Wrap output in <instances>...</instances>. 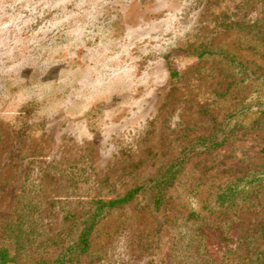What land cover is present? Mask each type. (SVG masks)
I'll return each mask as SVG.
<instances>
[{
  "label": "rangeland",
  "instance_id": "obj_1",
  "mask_svg": "<svg viewBox=\"0 0 264 264\" xmlns=\"http://www.w3.org/2000/svg\"><path fill=\"white\" fill-rule=\"evenodd\" d=\"M261 73L264 0H0V242L22 206L40 219L6 264L57 256L143 184L70 264H247L264 189L217 196L264 169V116L229 117L264 101Z\"/></svg>",
  "mask_w": 264,
  "mask_h": 264
},
{
  "label": "trees",
  "instance_id": "obj_2",
  "mask_svg": "<svg viewBox=\"0 0 264 264\" xmlns=\"http://www.w3.org/2000/svg\"><path fill=\"white\" fill-rule=\"evenodd\" d=\"M214 52H216V50L207 51V53ZM217 52H222V50H218ZM261 75L264 76V73H261ZM240 115H245L246 117L255 116L254 121L260 119V116H264V101L261 99L252 100L251 102L246 101L244 106L239 109L238 112L231 114L229 117L231 119L232 117H239ZM239 120H241V117ZM226 124L229 125V122ZM221 130L224 131V127ZM219 144L220 142L218 141H212L211 147H216ZM178 164H180V162ZM178 164L171 166L163 178L154 179L152 183L156 186H161V190L163 191L164 187L167 184H170L175 178V173L179 170ZM249 178V180L245 183H241L242 181H245L244 179L236 180L237 182L235 181L232 185L228 186V188L220 193L217 197L222 202L230 203V201L235 197H239V200H247L259 187L264 189V169H261L260 171H254L249 175ZM149 186L150 184L138 185L127 191L124 196L118 197L116 199H110L107 202L103 201L102 199L95 200L97 203V210L91 214L89 219L90 221L84 222L81 226L79 225V230L76 236H71L70 240H67L66 238L62 240V243L59 244L60 251L57 256L53 258L50 257L48 259L44 255V252H39V255H42V253L43 255L38 258H33L32 263L30 264H70L74 258L88 252L90 248L89 233L93 229L104 208L110 209L130 202L140 191L147 189ZM161 190H158L159 196L162 193ZM158 200L157 203H159ZM31 209H33V206H29V204L24 205L21 207V211L17 212V218H12L6 221V231L8 232L6 237L8 241H6V244L7 242L8 244L6 245L5 243L3 244L0 242V264H6L10 260H17L16 262H18V260H20L23 256L32 255L30 251H32V249L35 247L33 244H31L30 249L28 245L30 242H36L37 234H39L36 224L37 222L40 223V219L35 217V214L39 212V209H35L32 212ZM261 226V235L264 237V220ZM254 241H256V239ZM12 246L14 250L16 247H18V251H15L16 253L14 254H12ZM253 246H255V244H253ZM246 258L248 260L247 264H264V245L257 248L255 251L250 249Z\"/></svg>",
  "mask_w": 264,
  "mask_h": 264
}]
</instances>
